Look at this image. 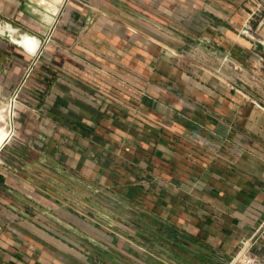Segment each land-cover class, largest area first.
I'll return each instance as SVG.
<instances>
[{
  "label": "crops",
  "instance_id": "1",
  "mask_svg": "<svg viewBox=\"0 0 264 264\" xmlns=\"http://www.w3.org/2000/svg\"><path fill=\"white\" fill-rule=\"evenodd\" d=\"M248 1L63 0L40 33L8 23L41 45L7 50L20 133L0 151V264L230 261L264 221Z\"/></svg>",
  "mask_w": 264,
  "mask_h": 264
},
{
  "label": "rangeland",
  "instance_id": "2",
  "mask_svg": "<svg viewBox=\"0 0 264 264\" xmlns=\"http://www.w3.org/2000/svg\"><path fill=\"white\" fill-rule=\"evenodd\" d=\"M28 4L26 6V11L23 12L22 14H20V18L18 20H13V18L11 16H4L2 13H0V26L3 27L5 25H7L8 23L13 24L12 21L19 23L21 28L24 27L28 30H30L32 33H40V31L42 30V24H44L45 22V16H44V12L45 8L40 5L36 0H27ZM259 5V10H256V4L254 2L248 1L247 5L248 7H250L251 9L255 10V14H253V18L249 23V31L251 33H253V31L255 30L257 24L262 21L264 19V0H258ZM255 23V26L252 25V23ZM263 30L264 28L262 27L261 31H258L257 33H255L253 35L254 39H262L261 41H264V37H262L263 35ZM18 31L17 34L18 35ZM15 43L12 40L11 34L10 32L6 31L4 33L0 32V55L2 57H4V60L0 58V108L1 107H6L7 104L10 102L11 104V115L8 116V126L9 129L11 130V133L9 134L8 138L3 142L2 145H0V151L2 149V147L6 144V142L9 139H13L16 135V133L19 131L20 133V128L18 127V121L19 119L16 118L15 115V111L17 110V105H18V92L14 91L12 92V90H7L8 87V78H9V68L13 65L12 61L9 62L8 57H11V53L7 52V50H9L11 48V44L10 42ZM16 45L19 46V48H21L23 51L24 49L17 43H15ZM262 51H261V55L264 56V44H262ZM10 47V48H9ZM40 49V48H39ZM39 49L37 51H39ZM22 52V51H20ZM23 53V52H22ZM38 53V52H36ZM23 56L25 55L22 54ZM8 56V57H7ZM28 56V55H26ZM7 57V59H6ZM30 57V56H29ZM31 58H33V56H31ZM260 58V59H259ZM255 59H259L260 61H257V65L255 66L256 69H258L260 71L261 75H264V60L262 61L261 57L257 56L255 57ZM9 62V63H8ZM213 71H215L214 69H211ZM11 92V93H10ZM16 95L15 101L11 102V98H13V95ZM12 96V97H11ZM12 145V144H11ZM259 252V251H257Z\"/></svg>",
  "mask_w": 264,
  "mask_h": 264
},
{
  "label": "bare ground",
  "instance_id": "3",
  "mask_svg": "<svg viewBox=\"0 0 264 264\" xmlns=\"http://www.w3.org/2000/svg\"><path fill=\"white\" fill-rule=\"evenodd\" d=\"M40 5L45 8L44 16L46 20L50 23L53 22V14H56L59 10V5L63 0H36ZM10 32L12 40L19 44L24 51L29 55H35L37 50L40 48L41 41L37 36L26 33H21L16 35L17 31L10 25L7 24L3 27L0 26V32ZM19 32V31H18ZM264 43V41H263ZM13 102V101H11ZM12 109L10 102L6 107L0 108V145L8 138L11 130L8 126V116L11 115Z\"/></svg>",
  "mask_w": 264,
  "mask_h": 264
},
{
  "label": "built area",
  "instance_id": "4",
  "mask_svg": "<svg viewBox=\"0 0 264 264\" xmlns=\"http://www.w3.org/2000/svg\"><path fill=\"white\" fill-rule=\"evenodd\" d=\"M15 98L16 95L14 94L11 101H15ZM260 234H264V221L260 224L257 232L252 237L242 241L227 264H264V254L257 252L255 249L258 239L256 236Z\"/></svg>",
  "mask_w": 264,
  "mask_h": 264
}]
</instances>
